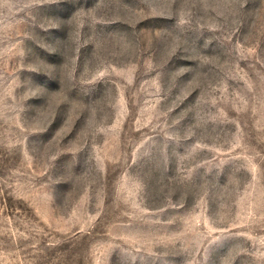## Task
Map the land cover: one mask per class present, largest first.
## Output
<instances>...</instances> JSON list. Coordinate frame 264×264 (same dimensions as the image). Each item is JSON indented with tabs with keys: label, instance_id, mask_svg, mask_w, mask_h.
I'll list each match as a JSON object with an SVG mask.
<instances>
[{
	"label": "rangeland",
	"instance_id": "obj_1",
	"mask_svg": "<svg viewBox=\"0 0 264 264\" xmlns=\"http://www.w3.org/2000/svg\"><path fill=\"white\" fill-rule=\"evenodd\" d=\"M0 264H264V0H0Z\"/></svg>",
	"mask_w": 264,
	"mask_h": 264
}]
</instances>
